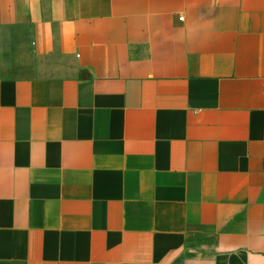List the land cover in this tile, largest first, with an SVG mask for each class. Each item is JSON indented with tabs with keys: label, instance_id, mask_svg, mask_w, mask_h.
<instances>
[{
	"label": "crops",
	"instance_id": "obj_1",
	"mask_svg": "<svg viewBox=\"0 0 264 264\" xmlns=\"http://www.w3.org/2000/svg\"><path fill=\"white\" fill-rule=\"evenodd\" d=\"M264 0H0V264H264Z\"/></svg>",
	"mask_w": 264,
	"mask_h": 264
},
{
	"label": "built area",
	"instance_id": "obj_2",
	"mask_svg": "<svg viewBox=\"0 0 264 264\" xmlns=\"http://www.w3.org/2000/svg\"><path fill=\"white\" fill-rule=\"evenodd\" d=\"M263 94H264V90H263Z\"/></svg>",
	"mask_w": 264,
	"mask_h": 264
}]
</instances>
